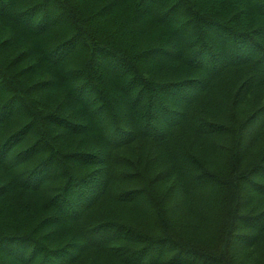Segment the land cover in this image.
Returning a JSON list of instances; mask_svg holds the SVG:
<instances>
[{"label": "trees", "instance_id": "trees-1", "mask_svg": "<svg viewBox=\"0 0 264 264\" xmlns=\"http://www.w3.org/2000/svg\"><path fill=\"white\" fill-rule=\"evenodd\" d=\"M152 1L0 0V264H78L100 252L121 264H236L224 244L217 253L175 231L184 218L153 189L165 174L148 177L143 145L163 148L192 128L228 136V173L194 165L176 175L187 190L200 178L224 189V238L237 223L239 244L261 239L264 212L239 213L243 193L264 196V150L258 163L238 150L252 122L264 129V105L227 125L196 109L218 88L233 87L231 101L264 92V0ZM53 88L60 101L45 97ZM137 202L155 235L115 217L113 204Z\"/></svg>", "mask_w": 264, "mask_h": 264}, {"label": "rangeland", "instance_id": "rangeland-1", "mask_svg": "<svg viewBox=\"0 0 264 264\" xmlns=\"http://www.w3.org/2000/svg\"><path fill=\"white\" fill-rule=\"evenodd\" d=\"M154 1H152V5ZM149 9H151V7ZM18 47V51L23 49V45ZM154 57L155 61L161 58L159 54H156ZM45 91V97L48 100L56 96L60 97L58 98L59 101L63 98V95L57 93L58 90L55 88L51 90L46 89ZM234 92L235 89L233 87L229 90L218 88V90L210 95L206 102L196 109L198 115L204 114L208 117L197 116V118L199 120L206 119L213 123H226V125L231 122V119L237 118L235 120H242V123L246 120L248 115L251 113L254 114V111L259 106L264 105V92L247 95L246 97H243V94H239L236 95L232 101L229 98L227 99L228 93L234 94ZM35 98L39 100L37 95H35ZM227 102L232 103V107H229V112H234L232 117L225 106ZM35 103L36 108L39 109L40 103L38 101ZM122 113L126 116L129 114V112L125 111H122ZM259 120L263 121L264 116L262 115ZM251 125L252 128L249 125L245 130V133H248L243 142L244 148L240 147L238 152L239 154L246 155L245 158L247 161L250 162L252 159L253 163H258L260 153L264 150V129L257 131L259 125L253 122ZM11 127L3 130V133L6 134L11 131ZM250 133H252V135H257V137L251 136ZM194 134L193 128L188 132L183 131L178 135L176 134L165 147L162 146L163 148L159 147V149L156 148V150L147 145L148 143H145L143 145L144 149L141 151V153L147 152L148 160L155 162L147 166L148 177L152 178L157 175L156 179H158L164 174L166 177L159 183L155 182L153 189L157 190L158 194L162 193L161 196L164 195L166 197L167 203L165 204L167 207H170L171 215L184 218L181 219V224H175V231H178L179 234L187 235L193 240L192 243L198 247L209 249L217 253L219 252L218 250L221 249V246L223 249L224 244L226 252L229 251L233 254L236 264H264V232L261 239L257 241L247 239L245 243L239 244L235 240V234L245 232V228L235 223L233 231L227 233L224 238L225 232L222 225L226 217L224 209H222L225 203L224 196L226 195L223 194L224 189L216 193L214 192V186L211 185V181L201 182L203 179L200 178L192 180V185L196 186L187 190L181 180L183 179L182 174L176 175L179 172H176L175 169L182 170V167H185L184 172H190L191 174L195 171V166L198 165H203V167H205L204 171L220 174L225 173L226 175L228 173L230 165L229 160L231 151L233 150L232 142L229 141L228 136L225 134L196 136ZM167 152H171L170 154L172 155L169 156ZM154 158L155 160L153 161ZM169 166H172V169L176 173L171 172V169L168 175ZM120 185L122 184H118V186ZM260 194L261 193H259L257 197L254 195H245V193H243V202L244 205L248 204V209L244 207L239 214L250 211L251 214L257 215L264 212V196ZM27 197H29V199L26 201L29 202L31 201L30 199H34L31 196ZM187 198H189L190 202L187 201ZM190 198L195 202L193 208ZM37 204L39 205L38 202ZM214 205H217V208ZM113 208L116 209L114 212L115 217L119 219L120 222L132 226L137 232L141 231L149 235H155L158 231V227L154 225L156 223L153 215L147 211L143 203L137 202L124 206L113 204ZM78 264H121V262L116 258L106 255L105 252H100L97 255H89Z\"/></svg>", "mask_w": 264, "mask_h": 264}]
</instances>
